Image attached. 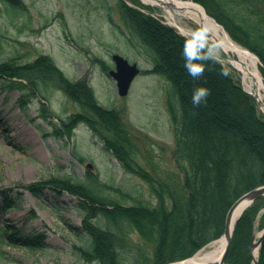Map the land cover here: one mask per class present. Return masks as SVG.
I'll list each match as a JSON object with an SVG mask.
<instances>
[{
    "label": "trees",
    "instance_id": "trees-1",
    "mask_svg": "<svg viewBox=\"0 0 264 264\" xmlns=\"http://www.w3.org/2000/svg\"><path fill=\"white\" fill-rule=\"evenodd\" d=\"M98 1L109 8L108 0ZM132 1L135 6L115 0V8L128 34L150 55L147 73L168 83L166 105L174 133L173 158L181 179L159 180L136 163L142 139L126 126L122 108H104L97 102L85 78H68L46 55L30 62H21L18 56L0 61V96L17 91L18 108L36 132L46 137L26 112L30 104L38 102L39 118L51 126L48 136L68 140L74 129L84 124L124 172L144 182L155 196L154 206L140 198L133 199L132 205L123 204L118 198L103 195L111 191L125 199L128 195L123 188L103 183L88 169L83 178L63 174L21 186L38 199L43 198V189L76 198L82 219L78 228L71 230L77 240L72 250L78 261L87 264H173L189 259L222 237L234 203L264 186V115L259 114L256 100L201 43L190 41L143 12L152 8ZM191 1L202 6L235 43L258 58L264 79V0ZM27 11L23 0H0V20L4 16L13 23ZM106 18L115 26L110 14ZM1 29L0 23V36ZM96 61L108 76L107 64ZM200 67L203 73L193 74L192 70ZM198 88L207 89L209 94L194 106L192 97ZM52 90L61 92L79 110L64 118L52 112L48 104ZM75 156L79 162L85 161ZM11 191H0L4 211L19 209ZM263 210L264 196L238 218L224 264H253L250 245L258 221L264 229ZM132 236L143 246L134 244ZM4 246L43 250L47 235L24 232L23 228L1 229L0 264L7 260ZM258 264H264V236Z\"/></svg>",
    "mask_w": 264,
    "mask_h": 264
},
{
    "label": "rangeland",
    "instance_id": "rangeland-1",
    "mask_svg": "<svg viewBox=\"0 0 264 264\" xmlns=\"http://www.w3.org/2000/svg\"><path fill=\"white\" fill-rule=\"evenodd\" d=\"M125 1L135 6L132 0ZM23 2L28 11L19 20L10 23L4 16L0 20V61L18 56L21 62H30L38 55H46L68 78H85L97 102L104 108H122L126 126L142 139L136 163L143 165L159 180L166 181L171 177L181 179L182 175L173 158L174 133L166 105L168 83L160 76L147 73L151 68L150 55L122 25L115 0H108V9L102 7L98 0ZM138 2L143 4L140 0ZM150 8L151 12L144 11L168 25L161 9ZM107 13L111 15L115 26L109 23ZM183 25L202 33L189 20H183ZM168 26L177 32L174 27ZM188 38L194 40V37ZM201 44L211 57L222 62L224 55L218 48ZM112 54H119L129 63H136L141 71L126 97L118 96L114 81L102 72L96 61L102 60L113 69ZM224 68L243 88L239 74L229 65ZM18 96L17 91L3 92L0 96V191L11 188V195L19 205V209L4 214L1 213L0 201V230L23 228L24 232H45L47 247L31 251L4 246L7 260L1 264H87L78 261L72 250L77 240L71 230L78 228L82 219V214L76 209V198L67 193L56 195L50 189H43V198L38 199L34 193L21 186L63 174L83 178L86 165L90 163L91 172L98 175L100 181L123 188L128 196L121 199L111 191H104L103 195L113 196L126 205H132L133 199L140 198L150 206L155 205V196L144 182L124 172L118 161L103 149L84 124L77 126L68 140H56L48 136L51 126L39 118L36 102L30 104L26 115L43 130L46 137L41 138L19 110L16 102ZM4 100H7L6 104L2 103ZM48 102L52 112L63 118L79 110L59 91H50ZM257 108L259 114L264 115V109L259 105ZM76 154L85 161L79 162ZM259 225L258 221L255 231L257 236L262 232ZM132 238L134 244L143 246L136 236Z\"/></svg>",
    "mask_w": 264,
    "mask_h": 264
},
{
    "label": "bare ground",
    "instance_id": "bare-ground-1",
    "mask_svg": "<svg viewBox=\"0 0 264 264\" xmlns=\"http://www.w3.org/2000/svg\"><path fill=\"white\" fill-rule=\"evenodd\" d=\"M145 5L158 7L163 11L167 24L174 27L180 34L194 37L193 41L215 46L224 55V67L229 65L236 71L243 82V89L253 96L258 105L264 109V80L258 70V58L250 51L235 43L225 30L209 17L202 6L191 0H140ZM189 20L202 30L199 34L194 28H187L183 20ZM189 39V38H188ZM216 59V58H215ZM247 206L241 202L234 213L233 223ZM261 233L255 235V240ZM226 248V238L221 237L202 248L198 253L181 262L174 264H218ZM258 250L252 252L253 260L258 257Z\"/></svg>",
    "mask_w": 264,
    "mask_h": 264
},
{
    "label": "water",
    "instance_id": "water-1",
    "mask_svg": "<svg viewBox=\"0 0 264 264\" xmlns=\"http://www.w3.org/2000/svg\"><path fill=\"white\" fill-rule=\"evenodd\" d=\"M111 59L114 63V69L109 71V77L115 82L118 96L125 97L128 95L132 82L135 79V77L138 76V74L140 73V70L135 63L130 64L125 58H123L122 56L118 54L112 55ZM87 167L90 169L91 165L88 164ZM263 196H264V186L254 189L250 191L249 193L243 195L236 203H234V205L228 211L227 216H226V221H225V230L222 236L226 238V248L218 264H224L225 262L226 256L230 248L233 230H234V227H235V224L238 218L241 216V214L244 212V210L248 206H250L255 200ZM241 202H246L247 206L240 213V215L238 216V218L236 219V221H234V224L232 225L235 210ZM263 236H264V230L261 232V236L256 241L254 240L255 238L252 239V242L250 245L251 252H253V250L255 249L257 250L259 249ZM253 264H258L257 259L254 260Z\"/></svg>",
    "mask_w": 264,
    "mask_h": 264
},
{
    "label": "clouds",
    "instance_id": "clouds-1",
    "mask_svg": "<svg viewBox=\"0 0 264 264\" xmlns=\"http://www.w3.org/2000/svg\"><path fill=\"white\" fill-rule=\"evenodd\" d=\"M204 71L203 67L192 70L193 74L199 73L202 74ZM208 90L204 88H198L195 90L194 95L192 97V103L194 106H198L208 95Z\"/></svg>",
    "mask_w": 264,
    "mask_h": 264
}]
</instances>
